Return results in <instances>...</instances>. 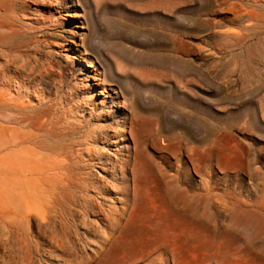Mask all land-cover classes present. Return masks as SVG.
Segmentation results:
<instances>
[{
  "label": "rangeland",
  "instance_id": "rangeland-1",
  "mask_svg": "<svg viewBox=\"0 0 264 264\" xmlns=\"http://www.w3.org/2000/svg\"><path fill=\"white\" fill-rule=\"evenodd\" d=\"M0 24V100L40 125L19 152L0 116V264L133 237L125 264H264V0H0Z\"/></svg>",
  "mask_w": 264,
  "mask_h": 264
},
{
  "label": "bare ground",
  "instance_id": "bare-ground-1",
  "mask_svg": "<svg viewBox=\"0 0 264 264\" xmlns=\"http://www.w3.org/2000/svg\"><path fill=\"white\" fill-rule=\"evenodd\" d=\"M1 27L2 26L0 24V28ZM65 34L69 38L73 35L71 31H67ZM67 42L71 46H74V47L79 46V44L72 41V39L71 40L68 39ZM6 104L7 103L5 102V100H0V116L1 117L2 116L7 117L8 122L10 124H16L17 126H19V127H10L11 133H12V140L15 143V146H14L15 151L34 152V148H31L29 145L31 143H33V144L35 143V139L37 138V134H35L29 128H34V127L39 128L40 125L37 124V123H39V121H37V119H36V117H34V115L30 116L28 113H15V111H11L12 108L7 107ZM6 110H9L10 113H6V112H8ZM4 114H7V116H5ZM24 124H25V127L27 129L21 128ZM113 135H115V134H113ZM103 136H104L103 139H105V140L106 139L112 140V137L108 134H105ZM113 144H114V142H113ZM27 171H29V168L22 167V168L15 169V170L11 171L9 175L15 178L16 176H19L17 174L25 173ZM135 228L138 230L140 229L139 226L137 225V223L135 224ZM133 240H135L134 241V249H135L138 245V242L136 241V237H133L131 241H133ZM131 241L130 242L126 241L125 246L122 248V252L118 256L112 257V258H115L114 260L116 261L117 264H125L126 262H128V260H130L129 259V256H130L129 253L131 252V250H128L127 246L130 245ZM132 258H134V257H132Z\"/></svg>",
  "mask_w": 264,
  "mask_h": 264
}]
</instances>
